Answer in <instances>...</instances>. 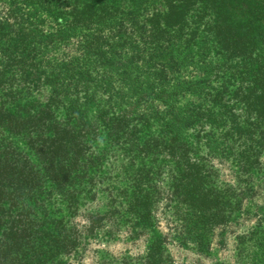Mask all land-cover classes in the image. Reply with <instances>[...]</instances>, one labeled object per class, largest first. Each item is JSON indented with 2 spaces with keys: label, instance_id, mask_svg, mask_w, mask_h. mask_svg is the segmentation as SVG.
Returning <instances> with one entry per match:
<instances>
[{
  "label": "trees",
  "instance_id": "trees-1",
  "mask_svg": "<svg viewBox=\"0 0 264 264\" xmlns=\"http://www.w3.org/2000/svg\"><path fill=\"white\" fill-rule=\"evenodd\" d=\"M262 152L264 0H0V264H30L43 235L37 264H67L80 237L37 221L100 191L113 235L147 232L164 201L179 242L204 243L213 162L246 173ZM160 239L143 264H167ZM252 246L264 264V232Z\"/></svg>",
  "mask_w": 264,
  "mask_h": 264
},
{
  "label": "rangeland",
  "instance_id": "rangeland-1",
  "mask_svg": "<svg viewBox=\"0 0 264 264\" xmlns=\"http://www.w3.org/2000/svg\"><path fill=\"white\" fill-rule=\"evenodd\" d=\"M195 99L187 96L182 102ZM213 163L224 198L219 206L221 219L212 225L204 243L179 242L176 215L164 207L166 202L163 199L150 230L139 233L136 226L124 224L113 235L115 231L109 224L118 210L109 205L101 191L96 193L98 200L82 201V205L75 209L62 207L56 214L48 212L46 218L38 219L37 224L42 234H46L53 225L62 223L80 237L77 254H71L67 264H143L151 239L156 237L161 238L162 255L166 256L167 264H248L253 239L264 232V152L256 161L255 169L246 173H242L231 158L218 159ZM167 183V180H162L159 184L164 196L168 191ZM42 242L41 246L36 242L28 246V254L18 258L20 263L37 264L38 258L44 254L42 248L48 243L46 235H43ZM45 264L49 262L46 260Z\"/></svg>",
  "mask_w": 264,
  "mask_h": 264
}]
</instances>
